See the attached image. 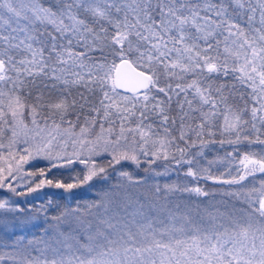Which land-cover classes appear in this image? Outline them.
Instances as JSON below:
<instances>
[{"label": "snow or ice", "instance_id": "obj_1", "mask_svg": "<svg viewBox=\"0 0 264 264\" xmlns=\"http://www.w3.org/2000/svg\"><path fill=\"white\" fill-rule=\"evenodd\" d=\"M242 144L260 150L214 175L206 150ZM184 166L240 187L190 186ZM257 173L264 0H0V262L264 264V179L243 186ZM85 185L100 195L15 199Z\"/></svg>", "mask_w": 264, "mask_h": 264}, {"label": "trees", "instance_id": "obj_2", "mask_svg": "<svg viewBox=\"0 0 264 264\" xmlns=\"http://www.w3.org/2000/svg\"><path fill=\"white\" fill-rule=\"evenodd\" d=\"M219 139V137H217ZM234 148L236 151H234ZM260 148L259 146H248L247 144H242L238 146H232V145H215L212 147L211 150H206L207 152V159L213 160L212 157L214 154H216L217 157V163L215 167L212 169V173L214 175H219L220 173H225L224 179H229L231 176H235L238 171H242L240 164H239V158H242L243 154L245 152H251L256 151L259 152ZM226 153H233L232 157H226ZM46 162H33L25 166L26 170H35L39 167H45ZM82 166L76 165L73 169H54L49 175L50 177H55L56 179H62L64 182L68 183L71 182L72 177L75 176L76 172L80 171ZM124 169L127 171H130L133 173V175L139 174V176L146 175L143 171V167L137 168L135 165L129 163H126L124 166ZM158 170H163L162 168ZM187 170V166H184L179 169V172L181 175L179 176V180L182 182H185L189 184L190 186H195L196 184H199V186L205 188V190H217V192H225L230 191L233 189H237L240 186L239 185H222V184H214L212 181H206L204 179H200L199 181L194 180L191 177H185L183 176V172ZM165 179L169 181H175L178 179L176 173H171L167 178H160V182L164 183ZM264 179V174L257 173L256 176L249 177L246 181L243 182L244 187H252L253 184L258 185L259 181ZM116 177L113 176L112 183H115ZM39 196H35L33 198H27L24 202H21L22 207H27L28 204H44L48 200H52L53 203H60L63 205L64 203H71L75 204L77 201H85V200H91L96 198L98 195H100V186L96 185L95 187H89L88 185H85L83 188L74 189L71 193H67L62 189H55L51 187H45L44 189H41L37 192ZM222 197L217 194L215 199L220 200ZM38 231V229H29L27 230L26 234L31 235L32 232ZM0 264H4V262H0Z\"/></svg>", "mask_w": 264, "mask_h": 264}, {"label": "rangeland", "instance_id": "obj_3", "mask_svg": "<svg viewBox=\"0 0 264 264\" xmlns=\"http://www.w3.org/2000/svg\"><path fill=\"white\" fill-rule=\"evenodd\" d=\"M212 149V148H211ZM212 159H216L217 160V157H216V154H214V156L212 157ZM240 159L241 158H239V161H240ZM33 162H37V161H30L29 162V164L30 163H33ZM38 162H46V161H38ZM47 163V162H46ZM201 163L203 164L204 163V161H201ZM26 166V165H25ZM215 167V169H217V167H216V164H214L213 166H212V169ZM211 169V170H212ZM37 197V196H39V194L38 193H32V194H30V195H28V196H26V197H16L15 199L16 200H18L20 203L21 202H24L27 198H33V197Z\"/></svg>", "mask_w": 264, "mask_h": 264}]
</instances>
